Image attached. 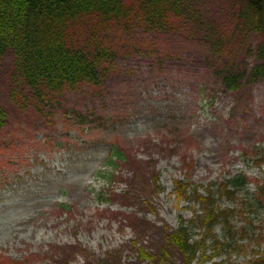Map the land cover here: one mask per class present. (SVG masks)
Returning a JSON list of instances; mask_svg holds the SVG:
<instances>
[{
    "label": "rangeland",
    "instance_id": "rangeland-1",
    "mask_svg": "<svg viewBox=\"0 0 264 264\" xmlns=\"http://www.w3.org/2000/svg\"><path fill=\"white\" fill-rule=\"evenodd\" d=\"M239 9L237 0H184L162 30L140 18L112 21L96 34L113 50L103 86L42 102L14 75L12 51L4 52L0 263L183 264L168 234L179 216L188 222L199 210L176 203L173 181L204 192L244 174L255 192L264 173L252 153L264 148V76L249 75L261 37ZM91 36L81 27L71 42L91 49ZM227 73H242L238 87L224 85ZM254 208L244 212L258 227L264 207ZM251 243L245 256L212 262L254 264Z\"/></svg>",
    "mask_w": 264,
    "mask_h": 264
},
{
    "label": "trees",
    "instance_id": "trees-1",
    "mask_svg": "<svg viewBox=\"0 0 264 264\" xmlns=\"http://www.w3.org/2000/svg\"><path fill=\"white\" fill-rule=\"evenodd\" d=\"M237 1L239 18L261 37L255 51L258 62L249 75L254 81L264 76V0ZM183 10L184 0H0V58L5 51H12L14 75L32 89L38 102L65 90L76 92L86 84L99 88L104 83L102 64L112 57L113 50L103 45L97 32L112 21L138 18L162 30L171 26ZM90 19L91 26L84 24ZM81 27L92 35L94 48L71 42L73 32ZM247 52L252 53L250 48ZM241 76L242 73H227L223 83L234 89ZM5 122L6 113L0 106V130ZM252 153L254 163L260 166L264 148L254 147ZM248 184L249 178L240 174L216 184V190L209 187L201 192L198 185L186 179L173 181L176 203L187 202L199 210H194L188 222L179 216L178 226L168 234L183 264H221L222 261L212 262L213 258L225 254L230 259L233 252L245 256L247 241L255 243L252 251L256 255L250 263L264 264V250L259 251L264 243V220L254 227L250 213L246 216L244 212V206L249 211L257 209H252L255 204L264 207V173L253 194L247 192ZM240 192L247 194L237 198ZM223 201L232 206L222 207ZM216 227L220 231L216 232ZM194 230H199L195 237ZM139 251L142 258H149L142 248Z\"/></svg>",
    "mask_w": 264,
    "mask_h": 264
}]
</instances>
